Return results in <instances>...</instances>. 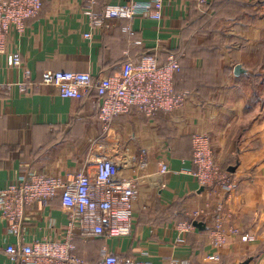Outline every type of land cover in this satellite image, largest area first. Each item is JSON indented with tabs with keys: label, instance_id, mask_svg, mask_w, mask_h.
I'll use <instances>...</instances> for the list:
<instances>
[{
	"label": "crops",
	"instance_id": "obj_1",
	"mask_svg": "<svg viewBox=\"0 0 264 264\" xmlns=\"http://www.w3.org/2000/svg\"><path fill=\"white\" fill-rule=\"evenodd\" d=\"M145 1L100 0L93 8L103 22L98 28L85 13L88 4L44 0L23 33L12 30L8 51L20 52L22 65L0 55V82L9 85L0 93V191L30 172L63 180L94 172L90 148L103 134L97 95L62 98L43 84L46 72H87L98 81L117 74L127 59L166 61L176 54L184 105L154 117L123 114L110 131L120 175L139 181L131 234L87 241L73 234L76 253L89 264L107 254L154 264H264V0H163L160 21L106 17L109 4ZM224 13L230 43L200 44L196 32L190 35L199 22ZM195 134L211 139L230 172V192L221 185L204 188L190 174ZM162 164L169 172L161 173ZM186 223L193 228L182 231ZM69 232L59 196L32 203L15 230L0 218V264H23L10 260L7 246L64 242ZM216 232L226 236L225 244H215ZM213 255L220 260H210Z\"/></svg>",
	"mask_w": 264,
	"mask_h": 264
},
{
	"label": "built area",
	"instance_id": "obj_2",
	"mask_svg": "<svg viewBox=\"0 0 264 264\" xmlns=\"http://www.w3.org/2000/svg\"><path fill=\"white\" fill-rule=\"evenodd\" d=\"M79 1L88 4L85 13L92 18L94 26L103 27L102 18L96 17L93 12L100 0ZM43 7L44 0H0V55H9L12 66L22 65V55L20 52L9 53L10 33L12 30L23 33L27 22L36 18ZM165 8L163 0H149L123 5L109 4L105 14L112 20L140 17L160 21ZM86 37L91 38L92 34ZM180 68V57L170 54L162 63L154 55L129 59L117 74L103 76L98 81L87 72L48 71L44 74L43 84L55 87L62 98L85 99L96 92L103 134L92 142L90 148L89 158L95 166L93 173L82 171L69 180H63L30 172L19 183L10 184L0 191V218L8 221L12 230L19 226L28 205L44 204L55 196L61 198L69 219L70 232L64 242L44 241L27 246H7L5 252L11 261L23 264H89L75 253L73 234L85 241L131 234L139 181L120 175L121 161L110 151L114 145L110 136L112 124L116 118L132 111L154 117L180 109L186 101V95L175 87V76ZM8 87L0 82V93ZM19 87L25 89L24 84ZM192 143L194 168L190 174L204 188L221 185L230 192L234 188L229 181L230 172L219 164L209 136L195 134ZM160 171L165 174L169 172V167L162 164ZM181 228L188 231L193 224L186 223ZM216 233L215 244H225L226 236ZM233 233L238 232L234 230ZM218 234L220 236L217 238ZM243 240L250 241V235H244ZM209 259L217 262L220 257L213 255ZM99 264L154 263L107 254Z\"/></svg>",
	"mask_w": 264,
	"mask_h": 264
},
{
	"label": "rangeland",
	"instance_id": "obj_3",
	"mask_svg": "<svg viewBox=\"0 0 264 264\" xmlns=\"http://www.w3.org/2000/svg\"><path fill=\"white\" fill-rule=\"evenodd\" d=\"M206 10L207 9H205V14L208 13ZM213 13L214 11L211 12L212 15H214ZM228 17L229 16L224 13L223 15H219L217 18H210L212 20L207 22H199L198 25L202 27L199 29H196V27L192 28L190 30V35L193 37V33L196 32L195 35L199 36L200 44H204V41L205 43H215L216 45L218 43L221 45L230 43L231 39L228 37V31L226 30V27L228 26L226 18Z\"/></svg>",
	"mask_w": 264,
	"mask_h": 264
},
{
	"label": "trees",
	"instance_id": "obj_4",
	"mask_svg": "<svg viewBox=\"0 0 264 264\" xmlns=\"http://www.w3.org/2000/svg\"><path fill=\"white\" fill-rule=\"evenodd\" d=\"M157 57H158V60H159L160 63L164 62V60L160 59L159 56H157ZM128 60H129V59H127L126 61H128ZM126 61H125V62H126ZM125 62H124V63H125ZM180 64H181V61H180ZM181 71H182V66H181L180 70L176 73V76H175V87H176V79H177V76L180 74ZM176 90H177V89H176ZM95 93H96V92H95ZM192 160H193V159H192ZM75 253H76V251H75ZM76 254H77V253H76ZM77 255H78V254H77ZM79 257H80V256H79Z\"/></svg>",
	"mask_w": 264,
	"mask_h": 264
},
{
	"label": "water",
	"instance_id": "obj_5",
	"mask_svg": "<svg viewBox=\"0 0 264 264\" xmlns=\"http://www.w3.org/2000/svg\"><path fill=\"white\" fill-rule=\"evenodd\" d=\"M239 69H241V68H237V70H239ZM233 171H234V168L232 169ZM203 224H201V223H195V226H197V227H199V228H201V226H202ZM243 264H247V263H243Z\"/></svg>",
	"mask_w": 264,
	"mask_h": 264
}]
</instances>
